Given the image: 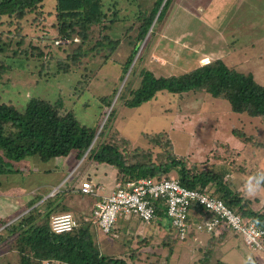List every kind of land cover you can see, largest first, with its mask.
<instances>
[{"label":"rangeland","instance_id":"rangeland-1","mask_svg":"<svg viewBox=\"0 0 264 264\" xmlns=\"http://www.w3.org/2000/svg\"><path fill=\"white\" fill-rule=\"evenodd\" d=\"M157 1L101 0L104 19L89 27L85 40L75 32L72 38L60 33L56 0H45L20 20L0 18V69L10 66L0 77L1 101L20 111L33 97L60 101L66 109L75 110L84 124L97 126V134L105 131L103 139L114 133L123 135L132 141V149H149L154 155L161 146L153 144L146 133L167 131L162 134L163 141L170 142L179 155H186L190 163H228L237 159V167L244 170L233 168L232 174H240L234 176V181L247 194V181L264 172V117L235 112L227 100L204 92L164 91L137 107L127 106L125 100L131 97L130 90L139 86L143 68L157 75H178L217 58L252 73L264 84V0H173L166 17L155 19L149 35L141 40L139 17L149 15ZM74 57L78 59L76 65L71 64ZM66 64H71L68 71ZM235 129L253 136V140L245 144L233 134ZM227 145L235 154L228 151ZM25 160L28 164L16 166L33 173L30 181L16 176V183L13 180L0 186V192L34 189L33 198L18 206L15 218L0 219L2 264L21 263V255L14 247L15 232L11 233L5 225L13 219L18 224L30 205L37 202L39 206L45 198L54 197L51 194L55 188H44L40 193L35 188L39 182L56 176L42 171L48 164L38 163L35 157ZM57 161L61 163V159ZM89 163L84 154L81 159L75 158L71 171L77 168L79 175ZM91 163V170L96 169L107 180L116 172L112 165ZM61 189L62 185L56 195L64 193ZM258 192L251 197L264 198L262 187ZM175 238V250L185 244L184 255L177 251L167 256L169 247L161 242L158 249L147 250L152 259L144 258L142 264H217V256L229 264L248 260L237 250L227 254L219 250L220 254H216L218 245L216 252L213 248L221 237L213 236L201 248H195L193 240L180 242Z\"/></svg>","mask_w":264,"mask_h":264},{"label":"trees","instance_id":"trees-1","mask_svg":"<svg viewBox=\"0 0 264 264\" xmlns=\"http://www.w3.org/2000/svg\"><path fill=\"white\" fill-rule=\"evenodd\" d=\"M44 1L0 0V18L23 19ZM172 1L158 0L149 15L139 17L141 40L149 35L155 19L161 21L166 17ZM56 10L61 20L60 33L70 38L75 32L83 40L87 39L89 27L104 19L101 0H56ZM71 64H78L77 57L72 59ZM70 65H65V71L70 69ZM9 68L8 65L2 66L0 77ZM140 75L139 86L130 90L131 97L125 100L129 107L151 101L164 91L173 94L194 91L227 100L235 112L264 117V84L257 81L252 73L237 69L223 58L213 59L178 75H157L146 68L141 69ZM97 130V126L84 124L75 110L66 109L60 101L33 97L26 109L20 111L15 105L2 102L0 97V174L19 172L16 163L25 159L35 157L47 162L57 157H69L74 151L76 160L86 154L89 160L114 166L118 171L117 181L166 176L178 179L188 188L211 192L264 229L263 196L251 197L231 177L233 168L244 170L241 166L237 167V159L233 158L228 163L222 160L217 163L208 160L201 164L197 161L190 163L186 155H179L170 142L163 141L162 134H167V131L154 132L155 135L153 132L146 133L153 144L161 146V151L154 155L149 149H132V141L123 135L114 133L110 138L103 139L105 131L97 134ZM233 134L245 144L253 140V136L240 129H235ZM228 151L235 154L229 147ZM261 187L264 189V185ZM59 204L56 197L49 196L44 204L36 205L26 215L20 216L18 224L12 221L5 226L11 233L15 232L14 247L21 255L20 264H45L47 260L67 264H135L139 259L135 250L130 254L131 262L124 256H107L101 252L93 233V228L97 226L93 222V212L87 217L77 216L79 225L74 230L54 233L50 218L58 211ZM197 209L202 210L199 206ZM158 216L167 218L164 205L160 206ZM171 236V240L176 241ZM222 263L229 264L220 260L217 264ZM244 264H264V259L251 257Z\"/></svg>","mask_w":264,"mask_h":264},{"label":"crops","instance_id":"crops-1","mask_svg":"<svg viewBox=\"0 0 264 264\" xmlns=\"http://www.w3.org/2000/svg\"><path fill=\"white\" fill-rule=\"evenodd\" d=\"M204 60L206 61L207 59ZM74 155L75 152L73 151L69 157H57L45 162V164L48 165L43 168L45 169V171L43 169L42 171L44 173H48V175L55 173L56 176L39 182L35 186V188L37 189L36 193H40L39 190H42L44 188L46 189L50 187L52 189L57 185L62 184L61 190H64L63 194L56 195V192L55 194H51L52 196L54 195V197H56V203H60L58 211L54 212V214L60 212H71L76 217H87V215H90L96 208L98 202L104 199V197L110 195V193L113 191L117 183L118 171L116 169L113 177L107 180L96 169L91 170L90 164H92L91 162L93 161L90 160V163L87 166H83L81 168V170L84 171H81V173L78 175L77 173L79 169L76 168L75 170H73V174L71 168L74 165ZM59 159H61V163L57 161ZM35 162L37 163V161ZM39 162L40 161L38 160V163ZM19 163L26 165V163L28 164V161L23 160ZM38 173H41V171ZM70 173H72V175H70ZM32 175V172L28 174L22 168H19V172L0 174V186L14 181L16 183V179L22 178V176L24 177L22 178L23 180H28L29 182L30 176ZM231 175L233 176V178L234 176L236 178L240 176V174ZM16 176L19 177L16 178ZM84 181H90L95 186V191L93 193L82 192L81 187ZM33 190H23V192H17L16 190L9 192H0V219L5 217H14L16 212L19 211L18 209H20L18 208V206L26 204V202L33 198L31 194V191ZM36 205L37 202L34 203V205L30 206L28 210ZM12 221H14V219ZM12 221H10V223ZM93 229V233H95L94 236L96 244L99 246L101 252L107 256H124L129 262H131L130 254L133 252V250H136V252L139 254V259L135 261V264H142L144 263V258H146L147 260L152 259L149 253H147V250L153 249L154 247L155 249H158V244L161 242L167 247H171L170 249L167 248V256H172L174 252L177 251L179 252H177L178 255H184L183 248L185 247V244H183L181 247H177V249L175 250L176 242L172 241L170 238L172 237L171 235L174 234V229L170 225L169 220L165 217L158 218L157 220L150 223L144 222L139 217L134 215L120 217L111 234H105L101 232V230L97 226H95V228ZM212 237L213 236L209 235L206 232H200L197 234H192L191 237H188L185 240L179 241L185 242L188 240H193V246L195 248H201V246H205L209 241H212ZM217 239L218 240L216 242V245H214L213 248V250H215L216 252L218 245V252L216 254H227L230 252L232 253L234 250H237L240 254H244L248 259H250L251 257H258L261 259L263 258V251L252 249L245 244L244 240L240 236L235 235L231 231L226 232L221 238ZM148 241H150V243H147ZM154 243L155 245H153ZM153 254L154 253H152V256ZM147 256H149L150 258H148ZM177 257L175 258L177 259ZM218 260L222 261L217 256V261Z\"/></svg>","mask_w":264,"mask_h":264},{"label":"built area","instance_id":"built-area-1","mask_svg":"<svg viewBox=\"0 0 264 264\" xmlns=\"http://www.w3.org/2000/svg\"><path fill=\"white\" fill-rule=\"evenodd\" d=\"M61 185L55 187L53 194ZM81 190L93 193L95 186L90 181H84ZM161 205L166 207V216L174 229V236L180 240L200 232L222 237L231 231L252 249L264 250V229L256 222L243 217L218 195L188 188L178 179L166 176L117 181L110 195L98 202L93 211V222L101 232L111 234L120 217L134 215L147 223L157 220ZM198 206L202 208L201 211L197 209ZM78 225L76 216L71 212L51 215L50 227L54 233L69 232ZM45 264L67 263L47 260Z\"/></svg>","mask_w":264,"mask_h":264},{"label":"clouds","instance_id":"clouds-1","mask_svg":"<svg viewBox=\"0 0 264 264\" xmlns=\"http://www.w3.org/2000/svg\"><path fill=\"white\" fill-rule=\"evenodd\" d=\"M264 185V172H258L251 177L246 184V192L249 195H255L261 186Z\"/></svg>","mask_w":264,"mask_h":264}]
</instances>
